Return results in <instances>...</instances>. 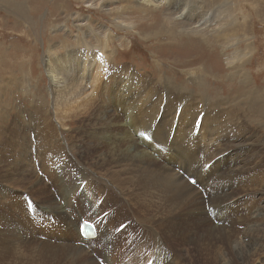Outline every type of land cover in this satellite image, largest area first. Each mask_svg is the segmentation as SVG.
Returning <instances> with one entry per match:
<instances>
[{
	"label": "bare ground",
	"instance_id": "6f19581e",
	"mask_svg": "<svg viewBox=\"0 0 264 264\" xmlns=\"http://www.w3.org/2000/svg\"><path fill=\"white\" fill-rule=\"evenodd\" d=\"M89 1L113 18L118 31L125 24L122 11L130 6L135 7L126 17L130 20L137 12L153 10L152 16L141 17L158 20L153 15L162 12L160 27L172 38L179 34L211 46L208 29L227 55L228 80L240 81L241 89L233 88L222 100L220 87L214 90L217 100H207L202 94L212 88L206 76L193 69L185 72L195 82L193 87L176 83L157 69L141 75L143 81L134 87L125 76L132 71L111 62L107 50L113 34L108 27L95 30L83 22L89 29L75 33L73 47L66 35L58 34L63 39L48 45L41 59L47 98L34 96L33 111L23 117L17 111L8 123L13 134L9 129L6 133L15 140L18 131L22 139L17 157L24 166L0 154V264H98L95 257L107 264L142 263L148 258L153 264H171L167 256L174 260L178 248L185 251L194 242L196 235L188 236L189 227L204 216L188 218L200 214L204 200L212 206L211 218L218 226L198 224V230L205 225L207 239L192 243L186 263L197 256L204 264H264V80L247 66L254 49L247 15L243 12L240 22L220 0H212L214 12L213 4L207 7L205 0H121L134 5L119 9H109V0ZM23 8L16 5V13L27 14ZM80 21L85 17L77 16L78 29ZM151 24L141 25L142 38L158 35L150 30ZM126 28H136L135 22ZM153 72L158 73L155 81ZM80 147L88 154L85 164L77 159L80 152L77 157L71 152ZM7 150L11 152L12 146ZM43 171L40 178L36 173ZM179 171L194 177L203 191ZM53 174L61 182L57 186L50 182ZM57 197L63 207L56 205ZM104 210L108 215L101 219L103 225L97 222L98 237L86 241V247L78 245V222L74 226L72 220L79 221L80 215L94 220ZM205 215L210 217L207 208ZM124 221L125 226L116 229ZM162 246L166 251L170 246V252L164 254Z\"/></svg>",
	"mask_w": 264,
	"mask_h": 264
},
{
	"label": "rangeland",
	"instance_id": "374dc122",
	"mask_svg": "<svg viewBox=\"0 0 264 264\" xmlns=\"http://www.w3.org/2000/svg\"><path fill=\"white\" fill-rule=\"evenodd\" d=\"M90 2L92 1L0 0V108L1 105H4L6 109L3 112L0 111V154L2 157L13 160L15 162H19L20 158L17 157V154L22 146V144H19L22 139L19 138L20 135L18 131H15V140L12 139L14 136L6 133L9 129L13 134V129L8 123L14 121L17 116V111H19V115L21 114L22 117L23 114L29 115V112L33 111L34 106L31 105L30 102L34 98V96L37 98H47L46 86L48 85V80L46 73H44L45 71L43 69V66H41V59L46 51L47 46L52 45L53 43L55 44L57 43V41L59 42L61 39H63V36H58V34H63L66 35L72 42L70 43V46L73 47L74 38L76 37L75 33L78 31H87L89 29L87 25L95 30L100 29L101 26L104 28L108 27L106 30L110 33L112 32L113 37L111 38V43L109 44V48L107 50L113 61L111 59L110 60L116 67L125 66L128 67L126 69L132 71V75L130 77L129 74H125V76L127 77L126 81L133 82L134 87H137L143 81L140 77L141 75L145 74L146 76H149L150 74H152V71L157 70L158 73L162 74V76H164V74L169 75V77L171 76L170 78H172V81L176 83L185 82L189 87H193L195 82L190 79L187 74H185L187 70L193 69L196 71L198 70L200 72V75L206 76L208 85L210 88H212L211 91L202 94L203 97H207L205 98L207 100H217L216 98L219 94L214 90L219 89L220 87H223V94L221 95L222 100L227 99L226 96L228 94L232 95L233 88H235L236 90L241 89L240 81L238 82L237 80L232 79L228 80L229 72L227 74L225 73L230 68L226 63L227 55L225 54V51L222 49V47L217 44L216 41H218V38L215 37L216 35L214 36L213 33L210 34L208 29H206V35L210 41L211 46L203 44L196 38L190 37V39H188L186 36L184 38L183 35L179 34H176L172 38V36L164 34V29L160 27L162 26V24L159 21V17L163 14L162 12H159L160 14L154 13L153 17H156V19L158 18V20L152 21L148 19H142V17L148 15L152 16V12L154 10L146 12L145 14H140L139 12H137L138 14L136 16L133 15L134 18L130 20L126 18L128 16V12L135 9L134 6H130L126 10L122 11L123 16L121 19H123V24H125L124 27H121L122 31H118L112 24L113 22H115L113 18L109 17L106 14L100 13L98 8L95 9L93 5H90ZM97 2L99 1H94L93 3ZM107 2L111 3L108 5L109 9H119V7L121 8L123 6H126V4L134 5L133 1H129V3H123L121 2V0H109ZM205 2L207 7L209 3L213 4L212 10L214 12V1L205 0ZM220 3H224V5L227 6L231 12L237 15V19L240 22H242V13L244 12L247 15L245 23L249 27H247V29H249L247 32L251 34L250 37H253L250 40L253 44L252 47H254L253 52L250 54L251 56H248L249 62L247 66L250 68L253 75L257 76V78L259 79L264 80V0H220ZM16 5L20 7L24 5V8L22 10H25L27 14H22L21 12L16 13ZM67 14H69V16L68 18H65ZM77 16H79L80 18L85 17V21H80V29H78V27H75ZM130 21L135 22L136 28H126V26L129 25ZM63 22L66 23L63 24ZM83 22H86L87 25H85ZM146 24H151L150 30L158 31V35L150 36L147 39L144 36L142 38L141 30L143 28L141 27V25ZM109 28L111 29V31L109 30ZM66 30L69 31V33H67ZM137 30L139 31L141 37L138 35ZM90 40L92 41L93 39L90 38ZM241 42L238 44V48L242 49L244 48L245 43ZM196 44L200 45L201 47L197 46ZM96 52L97 51H91L93 55H95ZM190 60L192 61L189 65H184L186 61ZM129 68H133L134 71ZM120 73L124 74L121 71ZM158 73L153 72V75L151 77L152 80H157L156 75ZM23 81L26 83V85L23 84ZM23 87H27L28 90L24 92ZM171 92L175 95H185V93L181 92ZM113 106L115 107L114 104ZM164 106L166 107V105ZM5 113L7 114L5 115ZM147 117H144V119H146ZM25 118V122H27L29 120V116H25ZM122 120H124V118H122ZM74 124L75 123L71 122L68 125L73 127ZM5 129L6 131L4 132ZM64 129V127H61L63 136L67 135V129H65L66 131ZM33 143H35L34 139ZM10 145L13 149L11 152L7 150V147ZM81 150V147L80 151L77 148H73L71 152L75 154L76 157L80 155L81 158L78 156L77 159L79 158L80 162L84 163L83 160L87 158L88 154L81 152ZM26 159L28 158L26 157ZM19 163L21 164V167L24 166L22 161ZM44 171L41 174H39V172L36 174L41 178ZM50 182L55 186L61 183L56 180L55 174H53V178ZM61 197H57L56 205L63 207L64 201L61 200ZM263 203L264 201H262V204ZM206 208L207 207L205 206V202L201 201L199 206L200 214H191L189 218L187 215L184 216L186 220L193 218V215L204 216L203 221L197 222L196 220H193L192 223H196L197 225L192 224L189 227L190 233L188 234V236L196 235L194 237L195 244H197L198 242H202L204 239H207L208 230L206 228L203 229L206 224L214 227L218 226L217 222H214L212 220L213 218H211L213 217V210L209 213L210 217H206ZM105 211H107V214L102 218V220L108 215V210H104L102 211V213ZM102 213H100V215ZM0 214H2L1 207ZM181 214L182 212L177 215ZM74 217L72 216L71 220ZM50 218L54 220L53 217L50 216ZM11 220L16 221L15 218H11ZM77 220L78 218L75 217V219L72 220V225H74L75 221L77 222ZM122 220H124V218L120 219V221ZM118 223L119 222H117L116 225ZM203 223H205V225L201 230H198L199 228H201V226H199L198 224ZM123 224L125 225L126 222L124 221V223H122L121 225ZM119 228L120 226L116 227V229ZM245 228L246 227L242 229ZM73 230L75 231V228ZM172 234L173 231L171 230V235ZM239 240H242V237H239ZM192 243L186 246V249H189L188 252H186V249L185 251H183L182 248H178V256L174 260H172V258L174 257L173 255L167 256V262H170L171 264H201L202 259L200 257V259H197V256H194L193 259H188L187 263L185 261L187 258H189V252L193 246ZM182 245L183 243L180 245V247ZM145 247L146 245H143L141 246V249ZM161 248L164 254H168L167 251L170 252V246H167V251L163 246ZM88 254L90 256L91 252H88ZM255 256V258L257 259L256 261L260 260L259 256ZM136 263L139 262L136 261ZM251 263H253V261ZM1 264L4 263L1 262Z\"/></svg>",
	"mask_w": 264,
	"mask_h": 264
}]
</instances>
